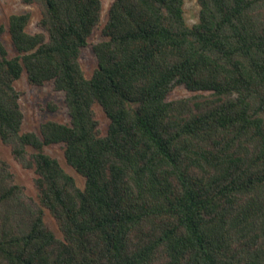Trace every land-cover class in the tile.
Wrapping results in <instances>:
<instances>
[{
	"label": "trees",
	"instance_id": "1",
	"mask_svg": "<svg viewBox=\"0 0 264 264\" xmlns=\"http://www.w3.org/2000/svg\"><path fill=\"white\" fill-rule=\"evenodd\" d=\"M20 1L39 31L29 12L0 24V142L34 196L0 157V264H264V0H197L192 26L185 0H113L103 24L102 0ZM23 75L68 123L23 130Z\"/></svg>",
	"mask_w": 264,
	"mask_h": 264
},
{
	"label": "rangeland",
	"instance_id": "2",
	"mask_svg": "<svg viewBox=\"0 0 264 264\" xmlns=\"http://www.w3.org/2000/svg\"><path fill=\"white\" fill-rule=\"evenodd\" d=\"M113 0H102V13H101V23L103 24L106 20L107 11ZM197 0H185L184 1V11L185 20L188 26H192L197 22L199 7L197 5ZM24 12H29L31 14V19L28 26V31L30 33L38 32L35 24L40 17L39 10L35 6H26L21 3L20 0H0V24L6 25L7 19L12 14H21ZM100 28H97L91 38L89 39V45L82 49L80 56V65L86 77H89L94 69L96 68V59L91 51V44L97 43L101 40ZM3 41L10 53L13 54V48L11 46L9 36L5 34L3 36ZM14 87L17 91L22 93L20 100L21 108L24 114V131L38 132V128L41 122L46 120H53L60 123H68L69 118L67 115V110L64 105V97L62 92H56L53 90L51 83H46L41 87L30 86L25 76L23 75L15 84ZM190 93L182 86L176 87L171 92L169 99H177L181 97H187ZM55 107L52 111L50 108ZM96 117L99 121V129L102 135L106 133L108 126V119L104 115L102 109L99 106L94 107ZM44 151L56 158L65 171L71 175L76 185L79 188H83L84 179L77 175L70 167H68L63 159L62 147L60 145H52L46 147ZM0 157L5 159L10 167L16 179L21 183L29 196H34L33 189V179L34 174L32 171L22 169L17 163L11 158L9 149L1 144L0 142ZM46 221L59 236L58 229L54 221L47 215Z\"/></svg>",
	"mask_w": 264,
	"mask_h": 264
}]
</instances>
